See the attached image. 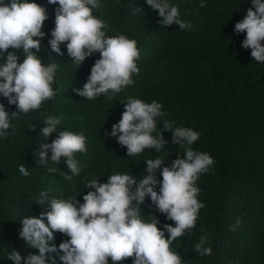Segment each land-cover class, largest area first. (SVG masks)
<instances>
[{
    "label": "trees",
    "instance_id": "obj_1",
    "mask_svg": "<svg viewBox=\"0 0 264 264\" xmlns=\"http://www.w3.org/2000/svg\"><path fill=\"white\" fill-rule=\"evenodd\" d=\"M29 2L45 6L49 13L38 55L43 63L58 65L53 85L58 95L39 110L10 118L12 128L7 137H0V264H13L8 259L11 250L22 256L39 254L19 233L24 218H38L45 210L37 204L42 191H49V199L77 195L83 202L80 195L88 191L83 188L85 176L100 183H107V177L115 172L132 173L139 179L146 175L147 159L163 156L167 160L164 166H168L177 156L183 157L184 149L171 143V132L163 133L169 143L160 152L146 149L129 157L127 149L107 135L119 123L130 98L161 103V111L167 115L157 118V131L164 130V120L192 128L200 133L193 150L214 158V165L197 181V198L205 207L199 211L196 227L171 245L184 264H264V63L255 62L250 50L242 49L246 34L234 31L251 6L250 0H169L178 6L181 19L192 25L184 30L177 25L161 26L158 13L147 7L145 0H100V10L94 15L109 26L107 35L135 39L140 59L133 84L115 95L93 100L75 90H82L87 83L99 53L79 66L67 56L65 45H61L64 55L52 51L47 45L58 5H49L47 0ZM201 3L205 7L201 8ZM135 8H141L142 13ZM17 54L22 61V50ZM0 103L10 117L16 111L3 97ZM48 117L61 122L56 133L46 138L40 129ZM61 131L83 132L87 138V151L74 154L83 170L72 181L64 178L71 173L63 158L56 164L49 151L44 165L37 154L40 143L50 144ZM21 164L29 171L27 177L18 171ZM140 211L146 220L155 215L161 225L175 226L155 210L150 198ZM205 234L211 256H201L194 247ZM54 235L57 247L67 239L60 233ZM56 264L61 262L57 259ZM121 264H132V259Z\"/></svg>",
    "mask_w": 264,
    "mask_h": 264
},
{
    "label": "clouds",
    "instance_id": "obj_2",
    "mask_svg": "<svg viewBox=\"0 0 264 264\" xmlns=\"http://www.w3.org/2000/svg\"><path fill=\"white\" fill-rule=\"evenodd\" d=\"M47 3L58 5L54 10L55 26L48 48L64 55L61 45H65L67 56L79 66L99 53L87 83L82 90H75L77 95L93 100L115 95L134 83L132 75L139 73L138 42L124 34L107 35L109 26L94 15V11L100 10V0H47ZM145 4L158 13L159 23L165 28L172 25L181 30L192 27L181 19L178 6L170 4L169 0H145ZM250 4L246 15L235 24L234 31L246 34L242 49L250 50L255 62L264 63V0H250ZM199 6L203 8L205 4ZM135 11L142 13L141 8ZM48 19L47 8L35 2L0 0V57L3 60L0 63V97L16 108L10 117L0 103V137H7L12 128L10 118L39 110L45 101L54 100L58 95L53 87L58 65L55 62L45 64L38 55L46 36L42 29ZM21 50L22 61L17 54ZM124 105L119 123L114 124L107 135L127 149L128 157L146 149L157 152L165 149L169 142L164 132L172 133L171 143L184 149L183 157L177 156L168 166H164L167 160L163 156L147 159L146 175L139 179L132 173L115 172L107 177V183H100L96 178L85 176L83 188L88 191L80 195L83 202L77 195L49 199V191H42L37 204L45 210L38 218H24L19 233V238L39 254L29 252L22 256L19 251L11 250L8 259L13 264H56L57 259L61 264H110V261L121 264L129 258L132 264H184V259L171 245L196 227L199 211L205 207L197 198L200 193L197 181L214 165V158L193 150L192 145L200 133L192 128L177 127L174 122L164 120V130L157 131V118L167 115L161 111V103L130 98ZM60 122L57 117L46 118L40 135L48 138L56 133ZM33 131H36L35 125ZM86 141L83 132L61 131L50 144H39L40 163H48L51 151V161L59 164L61 158L64 159L71 173L64 174V178L72 181L83 170L74 154L87 151ZM18 171L22 176L29 175L23 164ZM54 171L49 169V172ZM146 198H150L155 210L175 226L161 225L155 215H149L146 220L140 211ZM55 233L67 237L58 247L54 242ZM206 244L207 234L194 245L201 256L212 255V248Z\"/></svg>",
    "mask_w": 264,
    "mask_h": 264
}]
</instances>
